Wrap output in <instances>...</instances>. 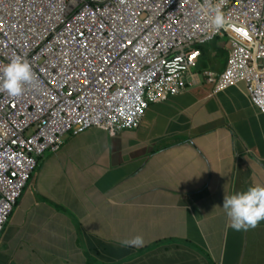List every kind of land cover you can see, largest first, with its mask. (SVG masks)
<instances>
[{
    "label": "crops",
    "instance_id": "obj_1",
    "mask_svg": "<svg viewBox=\"0 0 264 264\" xmlns=\"http://www.w3.org/2000/svg\"><path fill=\"white\" fill-rule=\"evenodd\" d=\"M223 38L137 129L67 135L37 161L0 234V264H264V221L236 231L220 208L264 185L249 58ZM136 235L143 247L121 246Z\"/></svg>",
    "mask_w": 264,
    "mask_h": 264
},
{
    "label": "built area",
    "instance_id": "obj_2",
    "mask_svg": "<svg viewBox=\"0 0 264 264\" xmlns=\"http://www.w3.org/2000/svg\"><path fill=\"white\" fill-rule=\"evenodd\" d=\"M220 36L248 55L242 81L264 114V0H0V69L20 57L37 76L21 96L0 92V234L45 153L91 128L137 129Z\"/></svg>",
    "mask_w": 264,
    "mask_h": 264
},
{
    "label": "clouds",
    "instance_id": "obj_3",
    "mask_svg": "<svg viewBox=\"0 0 264 264\" xmlns=\"http://www.w3.org/2000/svg\"><path fill=\"white\" fill-rule=\"evenodd\" d=\"M208 9L213 13L211 23L216 28L225 24L223 13L218 7L209 3ZM37 81L36 73L27 60L13 57L9 63L0 69V92L11 97L21 96L25 86H34ZM226 214L229 226L236 231L254 227L264 221V185H254L245 191H239L223 197L220 207ZM145 244L142 235L121 242L122 247L141 248Z\"/></svg>",
    "mask_w": 264,
    "mask_h": 264
},
{
    "label": "trees",
    "instance_id": "obj_4",
    "mask_svg": "<svg viewBox=\"0 0 264 264\" xmlns=\"http://www.w3.org/2000/svg\"><path fill=\"white\" fill-rule=\"evenodd\" d=\"M224 40H227L226 38H223ZM216 41V40H215ZM214 41V42H215ZM203 47H205V46H201V47H198L199 48V50L201 51L202 49H203ZM203 51V50H202Z\"/></svg>",
    "mask_w": 264,
    "mask_h": 264
},
{
    "label": "bare ground",
    "instance_id": "obj_5",
    "mask_svg": "<svg viewBox=\"0 0 264 264\" xmlns=\"http://www.w3.org/2000/svg\"><path fill=\"white\" fill-rule=\"evenodd\" d=\"M217 38H218V37H217ZM217 38H216V39H217ZM216 39H215V40H216ZM215 40H214V41H215ZM211 43H212V42H211Z\"/></svg>",
    "mask_w": 264,
    "mask_h": 264
}]
</instances>
